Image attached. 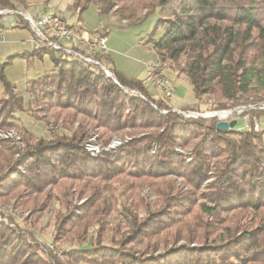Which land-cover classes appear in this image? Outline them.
Wrapping results in <instances>:
<instances>
[{
	"label": "trees",
	"instance_id": "obj_1",
	"mask_svg": "<svg viewBox=\"0 0 264 264\" xmlns=\"http://www.w3.org/2000/svg\"><path fill=\"white\" fill-rule=\"evenodd\" d=\"M97 2L101 16L112 13L119 22H138L144 11L160 9L157 28L165 34L151 39L158 59H185L179 71L195 98L222 100L215 112L253 105L235 113L247 117L250 128L219 130L218 118L174 112L143 80L116 69L110 78L98 67L35 47L32 56L50 54L56 72L29 82L35 106L26 107L0 65V130L15 128L25 142L23 150L1 143L0 204L30 211L24 227L16 215L8 217L14 227L0 222V264H264V0ZM97 2L74 0L72 10L79 20ZM13 8L0 0V10ZM26 109L42 112L47 125L63 132L36 138L15 123ZM180 110L202 113L198 105ZM95 129L103 146L125 131L130 140L93 157L85 144ZM148 188L156 200L142 194ZM55 194L61 209L51 222L53 243L69 238L81 244L94 231L90 247L64 249L62 260L46 254V242L36 237ZM114 213L126 223L110 222Z\"/></svg>",
	"mask_w": 264,
	"mask_h": 264
},
{
	"label": "rangeland",
	"instance_id": "obj_2",
	"mask_svg": "<svg viewBox=\"0 0 264 264\" xmlns=\"http://www.w3.org/2000/svg\"><path fill=\"white\" fill-rule=\"evenodd\" d=\"M35 1L38 2V1H43V0H26L25 2H21L17 0H10L12 5L15 4V6L20 7L21 9L22 8L27 9L28 7L30 8L32 5H34L33 3H35ZM97 1L98 0H95V2ZM120 6H121V3L118 2V4H115L113 6V10H118L117 7L119 8ZM100 7H101V4L98 2L95 4H92L89 10L84 13V19L86 20V23L89 25L87 27L88 33L89 32L91 33V31H94L95 29L105 26L106 23L107 25L109 24L110 28H112L109 30L110 34L107 35L108 36L107 37L108 38L107 48L109 49L110 56L113 58L112 66H109L107 63L104 62V64L109 69L111 70L116 69L118 72L122 73L125 77L129 79L142 80L146 76V68L144 66L145 63L155 62L160 66L161 71L169 79L171 84H173L175 88V94H176V87L178 84L179 86L181 87L183 86L186 89L185 97L180 100V103L177 102L176 100L177 97L175 95V99L170 102V104L173 107L175 106V103L178 106V109H183L185 107H192L194 105H198L200 111L202 112L199 114H201L202 116L213 114V113H216L215 111H218V110H213V109L211 110V108H214V107L216 108V106H218L219 103L222 101V100H219V98H217L218 96H213V97L205 96V97H202L201 99L195 98V94L193 92V88L189 80L186 78L184 74L180 73L179 71V66H182L185 63V59H182L179 62H171L170 60H167L166 62L163 61L164 63H162L158 59V57L155 55V52L153 51L154 42H152L151 39L153 41H159L165 34L164 27L160 26L157 28V24L159 22V17H160V9H155L154 11L150 13H145L144 11L143 16H141L138 22L129 23V21L125 19H123L121 22L116 21V18L114 17L112 13L109 16H101L99 14ZM69 11L73 12L71 8ZM68 18H69V23L74 25L78 29L80 25H78L77 22L74 21V19L71 16ZM79 31L84 35V33L81 30ZM103 32H104L103 29H98L95 33H93V36L94 34L96 35V37L104 36ZM85 36L86 34L84 35V37ZM89 39H92V38H89ZM141 41H143L142 46L140 45ZM149 91L152 94L157 95V93L154 92L153 90L150 89ZM24 98L26 102V107L30 106L32 108L35 106V96L33 94L32 95L27 94ZM183 103L190 104V105L182 107V105H184ZM261 108L264 109V104H262ZM239 109L241 110L243 109L247 111V110L256 109V108H254L253 105H245L243 108H239ZM243 110H242V113H243ZM227 111H233V110H227ZM26 112H28L31 115V117H33L36 120L34 124L38 126V129H37L38 137L45 138V139H52L53 133L50 131L51 128H48L49 125H47V123L44 121L43 119L44 117L42 118L43 116L42 112L37 111L36 113H34L33 109H26ZM49 112H50L49 110H46V114L49 119L48 122L50 120L51 122L52 121L54 122L55 120L54 113L50 112L51 114H49ZM219 112H222L221 113L222 117L224 118L226 117L227 122H231L232 120H237V126L235 128L236 130L242 129L244 126H246V124L249 121L247 117L241 118V117H238L237 115L227 117L225 113H223L224 111H219ZM219 112H217L218 115H220ZM242 113H240L239 115H241ZM36 114L38 118H42V119L39 120L37 117H35ZM198 117H201V116H198ZM79 120L80 121L84 120V118L79 117L77 122ZM60 121L61 120L58 119V122ZM77 125L78 123H75V127H77ZM260 126H261V129L264 131V119L260 121ZM56 127L58 128L61 134L63 131L60 129L59 126H56ZM3 130H7V129H3ZM3 130H0V131H3ZM98 130L99 129H95L93 134L95 132L99 134ZM19 136L23 140L20 133H19ZM113 138H119L125 142L130 140L128 131L119 133L115 135ZM126 138L128 139L127 141H126ZM3 142H11L12 145L18 148V146L12 140L4 139L0 137V146H1V143ZM22 142H23V146L25 147L24 140ZM24 147H22L21 149L20 148L18 149L23 150ZM178 151L183 152L181 149H178ZM18 157L19 155L15 156L16 159ZM142 194L144 196H147L150 199V201H154L157 199V197L153 195L150 188L143 191ZM58 199H59V195L55 194V198L53 199L52 204L47 208V210L42 214L40 218V221L43 222L42 225L44 224V227L42 231L41 230L39 231L41 232L40 234L36 233V237L39 240L44 241L46 243L52 242V236H51V232L53 229L51 225L52 218H53L54 213L61 209ZM85 201L86 199L82 201H77L76 203L77 205L81 206L85 203ZM9 205L12 206V204H9ZM14 211L15 213L18 214L16 216H18L17 218L19 219L20 226L24 227L26 224L23 218L28 217L30 211L25 210V209L21 210L18 208L17 209L15 208ZM110 222H112L113 224H118V223L123 224V223H126V217L125 215H122V213H118V214L114 213L110 217ZM93 243H94V231H91V235L84 241V243L77 244V243L72 242L68 238L59 244H55V243L54 244L59 246L60 250H64V249H70L74 247L86 249L87 247H90ZM182 244L184 243L183 242L179 243V245H182ZM194 246L196 245H193V247ZM163 250L160 249L159 253H163Z\"/></svg>",
	"mask_w": 264,
	"mask_h": 264
},
{
	"label": "built area",
	"instance_id": "obj_3",
	"mask_svg": "<svg viewBox=\"0 0 264 264\" xmlns=\"http://www.w3.org/2000/svg\"><path fill=\"white\" fill-rule=\"evenodd\" d=\"M12 10H0V16H14L21 17L28 27L33 32L35 38V48L39 50L54 51L60 54H65L69 57L77 59L85 64L98 67L102 69L105 74L113 78L112 70L109 69L100 58L107 56L109 51L107 48L108 38L107 36H99L93 39L85 38L84 35L75 27L68 24L64 15L51 11V6L49 5L46 9L34 8H20L13 5ZM143 41L140 42L142 46ZM109 66H112L110 62H106ZM146 76L143 80L144 86L149 90H153L162 99L171 102L175 99V88L169 79L163 74L160 66L155 62H148L145 64ZM185 117H198L202 116L195 112H186L180 109H174ZM222 119L227 121L226 117H222V112H219ZM227 117L234 116L236 114L242 113V110L237 108L233 111H224ZM52 139L60 134L58 128L54 124L50 125ZM249 123L246 124L242 129L237 131L249 130ZM255 129L259 130V125L255 124ZM57 133V134H56ZM264 136V135H263ZM0 137L4 139L12 140L18 148H22L23 140L20 138L17 129H7L0 131ZM128 139L126 138V141ZM125 141L114 138L110 145L107 147L100 143L99 135L95 132L85 144L86 150L95 157L100 155L104 151L115 150L120 147ZM18 215L15 213L12 206H6L0 204V222L14 227L15 224L10 223L9 216ZM44 251L46 254H52L60 259H63V252L59 249V246L55 245L53 242L44 243Z\"/></svg>",
	"mask_w": 264,
	"mask_h": 264
},
{
	"label": "crops",
	"instance_id": "obj_4",
	"mask_svg": "<svg viewBox=\"0 0 264 264\" xmlns=\"http://www.w3.org/2000/svg\"><path fill=\"white\" fill-rule=\"evenodd\" d=\"M33 4L34 5H32L30 8L36 7L41 10L46 9L50 5L51 11L64 15L68 24H70L68 17L71 16L74 21H76L77 24L82 27V32L84 33V35L86 34L85 38L93 39L94 36L96 37L95 34L93 36V33H95L98 29L104 30L109 26V24L107 25L106 23L105 26L95 29L94 31H91V33H88L87 27L89 25L84 19V13L78 20V15L73 13L72 11H69L70 8L72 9L73 7L74 0H48L47 2L43 0L38 2L35 1V3ZM20 21H22V23ZM110 29L112 28L109 27L108 29H106L108 35L110 34ZM34 46L35 38L33 36V32L21 17H14L10 15L0 16V65H5L3 74L6 80L12 86H14L17 92H20L23 95V98L27 94L29 95V93L27 92L29 82L38 80L48 75H53L56 72V67L50 54H43L40 57L32 56ZM107 56L109 57V60L107 62H110L112 65L113 58L110 56L109 51L107 52ZM142 80H144V78ZM185 92L186 89L183 86H179L178 84L176 87L177 102L180 103V100L185 97ZM3 95L4 87L2 82L0 81V96ZM188 105L190 104H184L182 105V107ZM174 108L178 109L176 103ZM15 116L17 119L15 123L17 125L24 127L36 138H39L37 135L38 126L34 124L36 120L31 117L28 112H18Z\"/></svg>",
	"mask_w": 264,
	"mask_h": 264
},
{
	"label": "water",
	"instance_id": "obj_5",
	"mask_svg": "<svg viewBox=\"0 0 264 264\" xmlns=\"http://www.w3.org/2000/svg\"><path fill=\"white\" fill-rule=\"evenodd\" d=\"M201 117H204V118H218L219 119V123L217 124V127H218L219 130H222V131L233 130L237 126V120H232L231 122H227L224 119H222L221 117H219L217 112L213 113V114H208L206 116H201Z\"/></svg>",
	"mask_w": 264,
	"mask_h": 264
}]
</instances>
